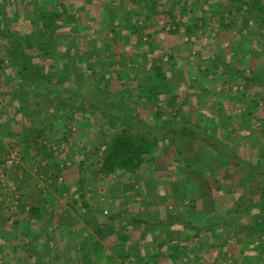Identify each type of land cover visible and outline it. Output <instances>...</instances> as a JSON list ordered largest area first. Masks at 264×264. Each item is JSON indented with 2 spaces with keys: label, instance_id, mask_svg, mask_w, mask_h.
<instances>
[{
  "label": "trees",
  "instance_id": "16d2710c",
  "mask_svg": "<svg viewBox=\"0 0 264 264\" xmlns=\"http://www.w3.org/2000/svg\"><path fill=\"white\" fill-rule=\"evenodd\" d=\"M127 1L129 4L125 7L119 5L116 10L110 8L112 17H106L104 24H100L98 30H105L109 38L105 41L91 38L92 22L96 19H92L86 10L80 19L76 17L71 12L73 0H13V3L0 0V135L6 136L9 141L13 140L10 149L14 150L17 144L21 146L23 162L33 160L37 155L42 158L36 163L41 164L45 159L48 164L40 165V168L48 170L47 178L54 175L57 182L61 167L50 165V159L46 157L49 153L41 155L48 138L43 128L45 119L42 114L50 112L51 116L47 119L53 121L59 118V114L65 115L68 123L77 125L85 119L89 126L94 125V119L102 118L107 127L99 129L95 141L83 153L79 163V169L85 176L81 177L76 192L85 206L89 189L86 177L91 165L96 166L102 180L111 182L118 173L128 176L137 174L151 160L155 161L160 150L169 147L171 141H181L176 147L175 160L171 161L168 155L164 157L166 161H171L168 166L178 174L181 170H197L194 162L193 165L183 163V143L203 144L215 158L214 165L208 171L211 190L215 194L219 193L224 189L221 183L229 177L233 187L227 186L224 191L237 197L235 205L226 211L225 216L213 215L205 227L194 225L171 213L166 218L168 222H157L160 227L193 231L195 242L203 233L210 236L220 227L223 229L237 225L264 204V164L261 157L254 154V151L260 153L262 150L259 137H263L261 134L264 133V0ZM241 14L255 15L253 35H239L236 43L226 39L224 43L217 44L222 34L220 32L236 33ZM160 15H164L169 22L170 34L183 33L187 35V40L192 37L199 39L201 32L212 25L213 19L216 20L217 32L213 37L209 35L217 41L213 51L204 53L202 60L198 61L190 49L187 57L174 50L170 52L162 43L156 45L151 30L158 26L154 19ZM127 45L136 50L141 46L144 48L142 51H133L129 63L126 60L128 57L121 58ZM217 48L219 50L216 52ZM95 58L102 60L97 64L98 67ZM180 60L188 64L187 72L182 70ZM234 60L243 65L240 66ZM202 68L210 72L209 78H214L215 83L202 86ZM125 69L127 73L123 72ZM187 76L195 79L188 80ZM178 77H182V80H177ZM115 83L121 88L113 94L110 86ZM66 84L74 87L66 89L67 86L63 87ZM92 85L96 87L97 94L86 96L83 91ZM213 88L234 94L228 100L229 108L224 105L223 111L211 109L210 112H203L202 116V113L197 114L198 110L189 114L193 110V103L189 102L191 107L183 111L182 117L171 116L169 119V115L164 122L166 112L172 110L173 106L183 110L188 104L187 98L192 96L194 99L197 90L210 91ZM65 94L74 100H65ZM126 95H136L139 102L154 105L156 120H162V124L156 122L155 126L147 118L139 117L136 108L124 107L122 102ZM41 100L47 105L42 107ZM36 124L41 126L36 127ZM70 134L71 131L66 129L62 141L69 140ZM261 140L264 142V139ZM62 141L56 140V144L59 146ZM2 145L0 140V148ZM33 151L36 155L31 153ZM1 152L8 156L0 159V165L6 163V158L11 154L6 149ZM17 167L21 168V165ZM258 177H261L260 182H256ZM251 186L254 190L250 189ZM49 206L19 200L17 208L20 217L16 219L13 206L6 205L7 219L11 222L9 227L21 225L25 230L31 228L30 233L26 230L28 237H32V232L42 230L44 239H52L50 231L53 228L48 230L46 227L54 218ZM110 219L112 221L115 217L111 215ZM134 220L143 222L140 217ZM9 227L1 224L0 240L6 238ZM118 237L128 248L131 246L128 234L121 233ZM87 244L91 252L103 248V244L96 239ZM159 245L160 251L154 255L156 259L152 264H160V258L164 257L161 250L164 244L161 242ZM245 245L243 251L231 249L234 256L229 264H264V241L262 244L249 245L248 242ZM52 247L51 252L56 258L58 247ZM189 250L188 244L176 245L167 253L166 264H187ZM224 251L217 256L212 253L209 260H203L207 264L227 262L229 259ZM132 256H136L137 262L144 259L139 253L131 251L124 254L123 258L126 260ZM36 264L50 263L43 259ZM63 264H71V261L66 259Z\"/></svg>",
  "mask_w": 264,
  "mask_h": 264
},
{
  "label": "rangeland",
  "instance_id": "374dc122",
  "mask_svg": "<svg viewBox=\"0 0 264 264\" xmlns=\"http://www.w3.org/2000/svg\"><path fill=\"white\" fill-rule=\"evenodd\" d=\"M8 1L12 2L13 0ZM73 1L74 3L70 4L74 7L71 12L76 17L80 19L81 15L86 14V10L92 19H96L92 22L91 38H101L105 41L109 39L106 32H104L105 30L101 32L98 29L100 24H104L103 21L106 17H112V11H109V9L116 10L119 5L125 7L129 4L127 0ZM83 7L85 9L80 10ZM164 17V15H160L157 19L151 17L152 20H155V23L156 21L158 23V26L153 27L151 30L156 45L162 43L170 49V52L174 50L177 53H184L187 57L188 49H190L193 57L198 61L202 60L201 57L204 53L209 54L213 51V46L217 42L212 38L214 33L217 32L216 20L213 19L212 25L205 32H201L199 39L192 37L187 40V35L183 33L179 35L170 34L168 31L169 22ZM254 19V14L249 16L239 15L236 33L232 31L230 33L220 32L222 34L218 38L217 44L224 43L226 39L236 43L239 41V35L252 36L254 33L252 31ZM127 47L121 58L128 57L126 59L128 63L133 51L144 49L142 46L140 47L141 50H136L135 47L129 48L128 45ZM217 47L219 46L217 45ZM218 50L217 48L216 52ZM94 61L97 65L102 60L95 58ZM234 61L239 63L237 60ZM239 64L240 66L243 65L242 63ZM180 66L183 67V71H188L189 66L185 61L180 60ZM123 72L127 73L126 69ZM202 73V86H207L210 82H216L214 78H209L210 72H206L202 68ZM193 79L195 78L188 77V80ZM177 80H182V77H178ZM63 87L70 89L74 85L70 84L68 86L66 84ZM59 88L61 89V86ZM95 88L92 85L91 88L87 87L83 92L90 97L92 94H97ZM120 88L121 86L118 83L110 86L113 94ZM99 91L101 93V90ZM208 91L197 90L194 99L191 98L192 96L189 99L187 98L186 102L188 101V104L185 105L183 110L179 106H173L172 110L166 112L164 122L169 115V119L171 116L182 117L185 113L183 111L191 107L189 102L193 103V110H190L189 114H193L194 110H198L197 114L202 113V116L204 115L203 112H210L211 109L223 111L224 105L229 108L228 100L232 99L234 94L220 92L215 88ZM69 97L68 94H65L64 99L74 100ZM41 101L40 105L42 107L47 105L44 100ZM122 104L130 109L136 108L139 117L147 118L155 126L156 122L159 125L162 124V120H156V107L139 102V97L136 95L124 96ZM49 113L42 114V118L45 119L43 128L48 138L44 142L46 148L42 149L41 155L45 156V153H49V156L46 155V157L50 159V165L61 167V175L57 178V182L54 175L47 178L48 170L40 168V165L44 166L42 163L46 161L45 159L42 160L41 164L36 163L41 157L37 155L33 160L23 162L20 156L21 146L17 144L14 146V150L10 149L13 140H10V142L9 139H6V136L0 135V140L3 143L0 148V159L8 156L7 153L1 152L3 149L8 150L9 154L11 153L9 158H6L7 162L0 165V226L2 224L9 227L11 224L7 219L6 205L13 206V215L18 219L20 217L17 208L19 200L50 204L49 209L52 210L51 213L54 218L48 222L46 227H48V230L53 228V231H50L52 239H44L41 236L42 230L38 232L34 229L35 232H32V237H28L26 236V230L29 232L31 228L25 230L21 225L9 227L6 231V238L0 240V264H36L43 259L50 264L51 262L52 264H63L66 259H69L71 264H152L156 259L154 255L160 251L159 243L161 242L164 244L161 249L164 257L160 258V264H166L167 253L180 244L189 245L190 256L187 264H207L203 258L209 260L212 253L217 256L218 253L221 254V251L224 250L229 260L222 264H229V262H232L231 257L234 256L231 249H241L240 251H243L242 248H245V244L248 242L249 245H255L262 244V241H264V204L260 206L257 212L247 215L246 220L239 222L237 225L223 229L220 227L210 236L203 233L200 239L195 242L193 231H179L169 227H160L157 224L159 221L166 220L169 213H171L191 221L194 225L205 227L213 215L225 216L226 211L235 205L237 197L224 191L227 190V186L228 188L233 187L229 177H226L224 179L226 181L221 183L224 189L219 193L215 194L211 190L208 183L210 178L208 171L214 165L215 158L208 148L198 142H184L185 148L182 156L185 165L187 162L193 165L194 162L197 170H181L177 174L173 172L172 167L168 166L173 159H176V147L181 141H171L169 147L161 149L158 153L159 157L157 159L155 157V161L151 160L150 163H147V167L143 172L139 171L132 176L118 173L113 176L111 182L105 179L102 180L96 166L91 165L86 177L90 189H87L85 196L87 206L83 205V201L76 192L81 177L84 178L85 176L82 175L79 169V163L84 155L83 153L88 151L89 146L95 141L99 129L106 128L107 125H104L102 118L100 120L98 118L94 119V125L91 126L85 119L80 120L78 125L77 123H68L66 116L59 113V118L53 121L47 119L51 116H49ZM3 116L6 115L3 114ZM39 125L36 124V127L41 126ZM255 126L258 127V123ZM66 129L70 130L71 134L69 140L62 141L61 137ZM25 132H23V135ZM261 135L264 137V133ZM263 137H259V145L262 148L261 154L257 150L254 151V154H258L264 164V142L261 140L264 139ZM56 140L62 141L59 146L56 144ZM16 151L19 153V156H17L19 161L13 160V162L11 156ZM31 153L36 155L35 151ZM161 154L163 156H160ZM166 155L171 157V161L164 159ZM16 165H21V168ZM260 181L261 177H258L256 182ZM250 189L254 190L252 186ZM153 196H155V199H153ZM256 199L255 196L254 200ZM164 207H167V210ZM111 215L116 220L111 221ZM137 217H140L143 222H136L134 218ZM166 221L168 222V220ZM251 225H253V231L252 228L250 229ZM124 231H129V243L131 244L129 248L118 237V234ZM37 235L40 238H36ZM55 239H61L60 241H62L59 246L60 249L56 252V258L51 252V248H53L51 243H54L52 240ZM93 239L103 243V248L98 252H91L87 246V242ZM128 251L134 254L139 253L144 259L137 262L136 256H132L124 260L123 255ZM61 253L64 254V260L59 257ZM73 258H75V261Z\"/></svg>",
  "mask_w": 264,
  "mask_h": 264
},
{
  "label": "crops",
  "instance_id": "0c3cea01",
  "mask_svg": "<svg viewBox=\"0 0 264 264\" xmlns=\"http://www.w3.org/2000/svg\"><path fill=\"white\" fill-rule=\"evenodd\" d=\"M43 165H47L48 163H47V161H44L43 163H42ZM147 167V165L141 170L142 172L145 170V168ZM155 196H153V199H155L154 198ZM165 208V207H164ZM127 211H129V210H127ZM123 233H126V234H128L129 235V231H124ZM61 239H55V240H52V242H54V243H51L52 245H54V246H57L58 247V250L60 249L59 248V246L61 245V243H62V241H60ZM102 243V242H101ZM103 244V243H102ZM131 245V244H130ZM87 246H88V244H87ZM89 247V246H88ZM131 247V246H130ZM90 248V247H89ZM59 257L61 258V259H64V254H59ZM75 258H73V260H74ZM75 261V260H74Z\"/></svg>",
  "mask_w": 264,
  "mask_h": 264
},
{
  "label": "built area",
  "instance_id": "2783aa9c",
  "mask_svg": "<svg viewBox=\"0 0 264 264\" xmlns=\"http://www.w3.org/2000/svg\"><path fill=\"white\" fill-rule=\"evenodd\" d=\"M17 156H19V153L16 151V152H14V153L12 154V156H11L12 161H13V160L19 161V158H18ZM17 158H18V159H17ZM13 162H14V161H13ZM11 163H12V162H11Z\"/></svg>",
  "mask_w": 264,
  "mask_h": 264
}]
</instances>
